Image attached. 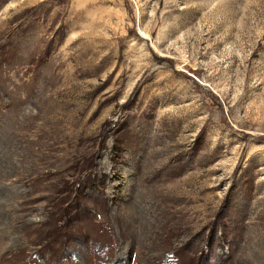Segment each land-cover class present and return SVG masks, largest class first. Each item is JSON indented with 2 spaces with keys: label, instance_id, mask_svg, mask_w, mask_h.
<instances>
[{
  "label": "rangeland",
  "instance_id": "1",
  "mask_svg": "<svg viewBox=\"0 0 264 264\" xmlns=\"http://www.w3.org/2000/svg\"><path fill=\"white\" fill-rule=\"evenodd\" d=\"M0 264H264V0H0Z\"/></svg>",
  "mask_w": 264,
  "mask_h": 264
},
{
  "label": "bare ground",
  "instance_id": "2",
  "mask_svg": "<svg viewBox=\"0 0 264 264\" xmlns=\"http://www.w3.org/2000/svg\"><path fill=\"white\" fill-rule=\"evenodd\" d=\"M130 214V213H129ZM131 216V215H130ZM140 223V222H139ZM142 234V233H141Z\"/></svg>",
  "mask_w": 264,
  "mask_h": 264
}]
</instances>
